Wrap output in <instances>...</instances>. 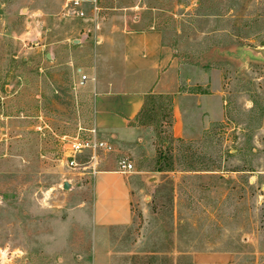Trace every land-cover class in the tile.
I'll list each match as a JSON object with an SVG mask.
<instances>
[{
  "label": "rangeland",
  "instance_id": "374dc122",
  "mask_svg": "<svg viewBox=\"0 0 264 264\" xmlns=\"http://www.w3.org/2000/svg\"><path fill=\"white\" fill-rule=\"evenodd\" d=\"M66 1L0 0V264H264V0H95L96 12L79 0L85 19ZM137 18L181 59L219 70L225 111L200 139L176 140L166 99L147 100V142L115 157L160 185L132 203L113 248L94 252L92 188L62 184L89 182L113 152L65 164L89 127L75 47L98 21Z\"/></svg>",
  "mask_w": 264,
  "mask_h": 264
},
{
  "label": "crops",
  "instance_id": "0c3cea01",
  "mask_svg": "<svg viewBox=\"0 0 264 264\" xmlns=\"http://www.w3.org/2000/svg\"><path fill=\"white\" fill-rule=\"evenodd\" d=\"M89 30L90 35L78 39L75 47L84 54L74 59L78 64L73 78L75 102L78 115L96 131L98 140L112 145L113 154L97 163L89 182L74 178L70 187L82 190L80 197L87 185L92 188L93 249L97 252V247L101 251L113 248L111 232L131 221L132 203L148 199L160 185L152 171L120 173L115 157L147 142L148 130L137 119L148 97L171 98L170 132L184 141L200 139L208 124L220 121L225 102L219 70L181 59L158 30L141 27L140 18L102 20ZM82 75L87 80L80 84Z\"/></svg>",
  "mask_w": 264,
  "mask_h": 264
},
{
  "label": "built area",
  "instance_id": "2783aa9c",
  "mask_svg": "<svg viewBox=\"0 0 264 264\" xmlns=\"http://www.w3.org/2000/svg\"><path fill=\"white\" fill-rule=\"evenodd\" d=\"M86 4L87 3L84 1L67 0L65 3L67 14L78 19H85ZM90 4L91 6H93L94 12H96V1L93 0ZM86 80L87 77L85 75H82L80 84H83ZM112 151V145L97 139V134L94 129L78 126V131L76 135L70 139L65 148L64 161L67 167L69 168H79V166L82 165L81 162H79L80 157L85 153L109 154ZM118 168V171L122 174L131 173L133 171V166L128 161H120L118 163Z\"/></svg>",
  "mask_w": 264,
  "mask_h": 264
},
{
  "label": "trees",
  "instance_id": "16d2710c",
  "mask_svg": "<svg viewBox=\"0 0 264 264\" xmlns=\"http://www.w3.org/2000/svg\"><path fill=\"white\" fill-rule=\"evenodd\" d=\"M160 97H162V96H160ZM149 98H154L153 96H150V97H148V99ZM162 98H164V99H166V101L168 102V106H169V112H170V110H171V98L170 97H162ZM147 102V101H146ZM146 105H147V103H146ZM141 116V115H140ZM139 118L140 117H138V119H137V121L139 122ZM139 124L140 125H145L144 123H140L139 122Z\"/></svg>",
  "mask_w": 264,
  "mask_h": 264
},
{
  "label": "water",
  "instance_id": "95a60500",
  "mask_svg": "<svg viewBox=\"0 0 264 264\" xmlns=\"http://www.w3.org/2000/svg\"><path fill=\"white\" fill-rule=\"evenodd\" d=\"M262 53L264 54V49L262 50ZM46 58L47 59L50 58L48 54L46 55ZM62 185H63L64 189H69L70 188V183L68 181H64Z\"/></svg>",
  "mask_w": 264,
  "mask_h": 264
}]
</instances>
